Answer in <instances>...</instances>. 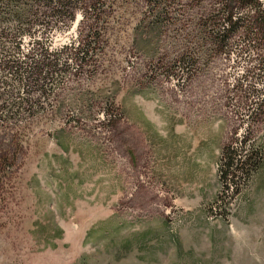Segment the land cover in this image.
Returning <instances> with one entry per match:
<instances>
[{
	"label": "rangeland",
	"instance_id": "rangeland-1",
	"mask_svg": "<svg viewBox=\"0 0 264 264\" xmlns=\"http://www.w3.org/2000/svg\"><path fill=\"white\" fill-rule=\"evenodd\" d=\"M21 2L34 23L0 36V264H264V74L211 32L250 3ZM243 139L260 161L223 181Z\"/></svg>",
	"mask_w": 264,
	"mask_h": 264
},
{
	"label": "trees",
	"instance_id": "trees-1",
	"mask_svg": "<svg viewBox=\"0 0 264 264\" xmlns=\"http://www.w3.org/2000/svg\"><path fill=\"white\" fill-rule=\"evenodd\" d=\"M41 1L47 3L48 6H50L53 2L54 6L58 5L60 8V6H64L65 3L69 0ZM236 1H238V5L241 7H245L248 3H250V7L247 8L245 12H239L232 10L230 6L226 4L227 6H224L225 8L222 9V14H216V18L219 19L220 24L217 25V23H214L213 27L211 28L212 38H214V40L218 42L224 41V43H226L227 36L231 37V35L233 34L241 35V38H245L247 40V45L251 46L253 49L256 50V64L251 67H245L244 71L242 72L243 76L252 77L253 74H258L259 72H262L264 74V54H261V52L257 53V51L259 50V46L264 47V0L261 2H259L258 0ZM32 3L35 2L32 1ZM32 3L27 4L21 2L19 3L21 5L20 7V5L18 4V0H0V36H6V34H9L10 30L16 33H19L22 30H29L31 25L34 23L35 17L37 15L36 10H33ZM59 8L55 7L54 10H57ZM38 11H40L41 13L43 10ZM23 21H27V23L22 28L21 23ZM226 30L230 31L229 34L226 33ZM91 38L92 40H90V42H93V44H95V37L91 36ZM83 42H80V46H78V48L73 51L69 49L67 50V48H65L64 46L63 49L68 51L67 54L69 57L77 59L79 62L88 61L87 59L89 57H87V49H85V47L83 48ZM29 55L30 54H28L27 52L26 57H28ZM0 64L2 65V68L11 69L13 72H17L18 65L15 64L14 61H12L10 56H4L0 60ZM46 64L54 66L53 61H47ZM33 68L35 72H32L33 74L31 73L30 77L29 74H27V79H31V82H36L38 79L41 78L39 74L40 66L37 63H34ZM240 90H243V88H240ZM246 98L247 96L245 97V99ZM245 141L246 139H243L240 142L239 146L241 150L239 152L233 153L232 147L230 148L229 145L225 146V149H227V154L222 152V157L220 158H222L223 161L220 164L221 166L219 168L220 176L223 181L235 175L236 168L233 167V164H235V166H238V163H248L251 165V168H254L259 163L260 154H257L256 152L253 153L252 151H243L244 146L246 144ZM248 170L249 168L245 170V173Z\"/></svg>",
	"mask_w": 264,
	"mask_h": 264
}]
</instances>
